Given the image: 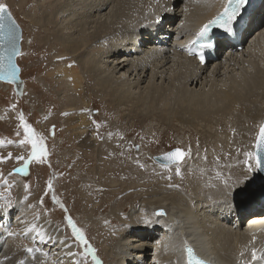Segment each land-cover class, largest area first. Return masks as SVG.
Instances as JSON below:
<instances>
[{
  "label": "bare ground",
  "instance_id": "bare-ground-1",
  "mask_svg": "<svg viewBox=\"0 0 264 264\" xmlns=\"http://www.w3.org/2000/svg\"><path fill=\"white\" fill-rule=\"evenodd\" d=\"M26 1L21 0L20 3L27 4ZM224 1L35 0L39 14H27L26 17L31 19L33 26L44 32L41 39L45 44L54 45L58 50L62 48L61 55L64 56H59L62 61L50 72L58 82V87L61 85L56 88L59 98L67 104L66 109L70 114L67 118L68 130L79 139V147L84 150L87 159L94 156L99 164L104 162L102 157L106 149L103 151L91 136L87 115L79 114L82 108L91 105L92 98L85 97V90L81 92L85 86L89 90H99L126 119L141 115L151 121L159 119L167 125L176 123L213 136H216L212 131L217 117H220V121L223 118L238 117L243 110V118L257 123L263 119L264 28H257V34L247 38L243 50L237 53L222 51V59L220 57L209 66H201L184 49L194 25L203 26L223 7ZM172 5L177 7L174 16L179 19L178 25L175 20L169 30L163 27L155 29L151 24L144 25L150 14L158 10L161 12L162 7L171 8ZM263 11L264 1L250 15L253 28L264 25ZM166 21L171 23L172 19ZM147 27L157 34L150 35L146 31ZM104 144L107 145V141ZM185 168L186 171L189 169L188 166ZM100 169H106L102 172L115 173V170L105 168L104 165ZM129 169V174L133 176L136 169L130 166ZM179 182L182 183V180ZM145 183L131 184L121 189L135 191L125 197L119 194L123 199L116 198L121 202L118 206L113 200L116 193H120L114 188L117 183L92 188V197H88L94 205L92 209L87 206L89 214L103 211L106 203L114 201L111 204L115 208L109 210L112 220L102 217V221L108 219L110 222L114 221L115 216L126 223L121 213H127V201L137 197L140 202L137 210L142 211V215L131 214L132 222L126 227L125 233L115 245L108 248L117 259V264H184V259L178 257L183 253L184 245L195 247L202 255H208L218 264H262L264 223L255 227L248 220L264 216V209H256L257 205L251 207L249 200L241 196L231 199V195L226 194L222 197L219 191L210 193L215 196L214 205L205 209L201 200L206 196L200 184L193 185L192 194L187 195L162 186L150 188L153 185ZM23 196L18 194L16 207L0 208V264H18L21 259L26 264H72L68 258L62 259L68 242L61 237L63 235L59 233L60 230L52 223L50 227L53 228L45 226L48 221L45 217L30 219L29 213L20 207ZM156 208H164L170 218L155 216L153 210ZM9 211H13L12 215ZM92 215L88 216V220H95L92 222L95 224L96 218L92 219ZM238 215L248 218L243 226H235ZM139 216L147 221H136ZM32 223L51 235L53 240L60 239L64 243L53 244L47 241V236L46 243L41 242L38 236L32 243L35 233L24 235L25 228ZM8 231H15L18 235L10 237ZM153 238L156 239L155 244L151 243ZM27 247L40 248L49 255L45 257L38 252L33 259L25 251ZM253 249L257 251L256 260L252 258Z\"/></svg>",
  "mask_w": 264,
  "mask_h": 264
},
{
  "label": "rangeland",
  "instance_id": "rangeland-1",
  "mask_svg": "<svg viewBox=\"0 0 264 264\" xmlns=\"http://www.w3.org/2000/svg\"><path fill=\"white\" fill-rule=\"evenodd\" d=\"M3 2L8 4L11 13L23 29L22 54L18 56L23 85L17 88L14 84L0 81V140L5 141L3 145H0V156L6 158L0 161V173H2L0 176V208L3 210L16 207L19 201L18 194L24 195L23 198L21 197L20 207L25 210V213H29L30 219L34 218L36 213H39V217L47 218L45 226L50 229L53 228L50 227L51 223L54 224V227L58 228L59 233L63 235L61 237L67 240L68 245H71L65 249L67 250L66 254L72 252L75 255L65 254L62 259L68 258L72 264L74 260L79 264H96L92 255L85 252L86 246L76 240L71 228L67 225L66 215H71L78 227L84 230L86 238L96 250V257L101 261V264L118 263L108 248L115 245L120 236L125 233L126 227L132 222L131 214L142 215V211L137 210L140 205L137 197L129 198V202L126 203L128 208L126 211L129 214L121 213L126 223H122L119 218L120 222L115 216H113V222L107 220L112 217L109 216V210L115 208V205H121L120 200H116V198L123 199L125 195L135 191L121 190L131 184H143L147 181L145 185L147 183L153 185L150 188L162 186L167 190L179 191L187 195L192 194L193 185L200 184L201 191L206 196L201 200L205 209L214 205L215 196L210 194L212 191L222 192V197L230 194L231 199L241 196L244 200H249L248 204H252L251 207L259 204V200L256 201V199L264 196V175L261 171L249 170L244 153L255 151L259 126L264 123V117L257 123L241 117L244 114L243 110L238 117L234 116L235 118L232 116L220 121V117H217L216 125L213 126L212 131L216 136H213L176 123L167 125L159 119L151 121L141 115L135 116L134 119H126L123 114L114 109L115 106L110 105V102L99 93V90H89L85 86L81 92L85 90V97L92 98L91 105L82 108L79 114L87 115L91 136L96 139V144L100 145L103 151L106 149L105 156L102 157L104 162L99 164L98 159L94 156L91 157L92 159H87L84 156V150L79 147V139L68 130L67 118L70 114L66 109L67 104L64 99L59 98L56 91L58 82L51 76V72L62 61L59 56H64L61 55L62 48L58 46V50L54 45L45 44L41 39L44 32L33 26L31 19L26 17L27 14L32 16L39 14L40 11L36 8L35 0H27V4L20 3L21 0H3ZM13 104L16 105L15 109L11 107ZM21 111L36 131L46 137L49 152L44 163L31 162L27 174L14 171L24 163V161L17 160L16 157L22 155L27 158L31 153L30 145L18 143L23 138V130L19 129L18 120ZM97 124L100 125L99 128H97ZM18 130L19 136L17 135ZM9 140L14 143H7ZM105 141H107V145L104 144ZM136 145H139L138 149ZM114 146L115 148H112ZM189 146L192 154L179 165V174L175 165L164 168L163 164L154 160L156 155H163V153L178 147L186 150ZM9 153L12 154L11 158H7ZM129 158L137 160L130 161ZM252 163L254 167V161ZM103 165L105 168L109 167L110 170H115V173L102 172L106 171V169H100V166L103 167ZM141 165L144 166L141 167ZM129 166L136 169L133 176L129 174ZM187 166L189 169L186 171L185 167ZM49 179H52L55 195L66 207L67 213L52 199V193L48 192ZM179 180H182V183ZM111 182L117 183L114 188L116 192L120 193H116V195L122 194L123 197L115 196L113 198L115 205L111 204L114 201L110 202V199H107L110 204L106 203L101 212L87 213L88 205L90 209L94 208V205L88 200V197H92V188L106 187V185H112ZM25 196H28L27 201L24 200ZM41 199H43V204L40 203ZM95 201L99 203L97 199ZM9 202L11 207H7ZM29 205L34 207H29ZM17 207L19 206L17 205ZM90 215L93 216L92 219L96 218L95 224H92L95 220L89 222L88 216ZM103 216L109 218L102 221ZM142 217L139 216L136 221L146 222L147 220ZM26 241L29 243V240ZM34 242L35 240L32 241V243ZM151 243L155 244L156 239L153 238ZM48 262H50V258Z\"/></svg>",
  "mask_w": 264,
  "mask_h": 264
},
{
  "label": "snow or ice",
  "instance_id": "snow-or-ice-1",
  "mask_svg": "<svg viewBox=\"0 0 264 264\" xmlns=\"http://www.w3.org/2000/svg\"><path fill=\"white\" fill-rule=\"evenodd\" d=\"M246 3V0H228L227 7H225L224 11L219 14L215 19L210 20L207 24H205L199 32L196 34V41L194 43L202 41L205 37H207L208 33L211 31L212 26H217L219 28L224 29L226 32L233 31V22L237 20V17L240 13L242 6ZM7 22V24L5 23ZM7 28V32L5 31ZM19 28V25L16 23L13 15L9 9L7 3H4L3 0H0V42L3 41L4 36L8 35L10 37H15L16 30ZM205 46L210 47L211 44H207ZM19 48L15 43L12 44L10 50H5L4 53H0V79L7 80L9 82H15L18 79L19 69L14 62V56L21 55ZM201 60H203V55H201ZM6 61V63H5ZM13 109L16 108V105L11 106ZM85 111H88L85 109ZM66 115V114H65ZM19 120V129L23 130V138L18 141L20 145H30L31 153L25 158L24 156H17L16 159L20 161H24L23 165L20 168L15 169L16 172H21L27 174L28 166L31 162L36 161L38 163H44L45 158L49 155L47 145H46V137L43 134L38 133L36 129L30 124L25 116V114L21 111L18 115ZM99 124H97V128H99ZM54 128V126H53ZM54 134V132H53ZM17 135H20L19 130L17 131ZM111 135V134H110ZM5 143L4 140H0V145ZM7 143L11 144L14 141H7ZM137 149L139 145H136ZM192 154L191 147L188 149L176 148L171 152H167L163 154V167L169 168L170 166L175 165L177 173L179 174V165L184 162V160L190 157ZM246 157V163L248 164V168L250 171H264V123L259 126V133L257 135L256 143H255V151H248L244 153ZM12 154L9 153L7 158H11ZM6 159L3 156H0V161ZM254 161V167L253 162ZM139 162V161H137ZM144 165H141L143 167ZM2 176V173H0ZM170 178V177H169ZM5 183H7L5 181ZM27 187V186H26ZM48 192L52 193V199L60 205L61 208H64L67 213L66 207L59 200V198L55 195V190L53 187L52 179L48 181ZM47 194V193H46ZM28 196L24 197V200L27 201ZM43 204V199L40 201ZM7 207H11V203L7 205ZM29 207H34L33 205H29ZM163 214V210L160 213ZM34 219L39 220V213L34 214ZM67 225L71 228L73 236L79 241L81 244L85 245V252L90 253L92 255L93 260L96 261V264H101V261L96 257V250L89 244L84 230L78 227L76 221L73 219L71 215H66ZM30 233H35L32 236V239L35 240L38 236L41 242L51 241L53 244L59 242L64 243V241H56L53 240L51 235H48L46 231L42 230L37 226L36 223H32L30 226L26 227L24 230V235H29ZM8 235L10 237H15L18 235L15 231H8ZM47 236V241L45 237ZM66 247H70L71 245H65ZM25 251L35 258L36 253H41V255L47 257L49 255L48 252L42 251L40 248L27 247ZM68 256H74L75 254L72 252L67 253ZM252 258L253 260L257 259V251L256 249L252 250ZM18 264H26L24 259H21ZM62 264V262H61ZM73 264H79L78 261H73ZM187 264H208L207 261L200 259L196 256L194 250L191 246L187 247Z\"/></svg>",
  "mask_w": 264,
  "mask_h": 264
},
{
  "label": "water",
  "instance_id": "water-1",
  "mask_svg": "<svg viewBox=\"0 0 264 264\" xmlns=\"http://www.w3.org/2000/svg\"><path fill=\"white\" fill-rule=\"evenodd\" d=\"M13 15V14H12ZM13 18L15 19L16 23L19 25V28L16 30V33H15V37H10L8 35H5L4 36V39L2 42H0V53H4L5 50H10L11 47H12V44L15 43L16 46L19 48L20 52L22 50V43H21V40H22V36H23V29L21 27V25L19 24V22L16 20V18L13 16ZM7 24V22H5ZM7 32V28L5 30ZM18 56L19 55H16L14 56V62L16 63L18 69H19V72H18V79L15 81V82H9L7 80H3V79H0L1 81H4V82H7V83H11V84H14L15 86L17 84H22L23 83V78L21 77V66L18 64ZM6 63V61H5ZM17 87V86H16ZM17 88H20V87H17ZM176 149V148H175ZM173 151V150H172ZM171 152V151H170ZM164 154V153H163ZM163 155L160 154V155H156L154 156V160L160 164H163L165 163V161H163L162 159ZM262 172V175H264V171H261ZM161 210H163V214H157V213H160ZM155 216L157 217H166L167 219L170 218L168 217V213L166 212V210L164 208H156L155 210H153ZM172 218V217H171Z\"/></svg>",
  "mask_w": 264,
  "mask_h": 264
}]
</instances>
